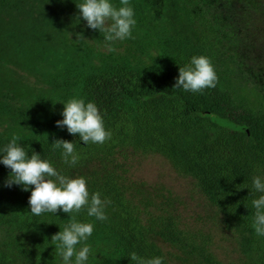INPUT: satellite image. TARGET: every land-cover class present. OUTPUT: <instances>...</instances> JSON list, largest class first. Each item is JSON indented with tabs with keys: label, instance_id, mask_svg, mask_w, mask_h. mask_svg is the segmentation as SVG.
Masks as SVG:
<instances>
[{
	"label": "trees",
	"instance_id": "1",
	"mask_svg": "<svg viewBox=\"0 0 264 264\" xmlns=\"http://www.w3.org/2000/svg\"><path fill=\"white\" fill-rule=\"evenodd\" d=\"M110 2L122 6L120 0ZM191 2L194 19L210 24L214 8L204 0ZM81 3L84 0H0V69L6 75L12 67L39 75L32 83L27 80L25 89L48 104L46 115L31 114L30 136L18 140V145L29 157L35 151L51 165L57 164L68 178L78 168L98 163L102 171L80 177L86 179L90 197L99 192L102 200L110 202L104 209L108 219L90 217L86 208L79 213L61 209L34 216L30 196L5 195L11 170L0 163V264H30L33 249L49 257L51 264H63L56 248L59 242L52 236L73 216L77 222L94 225L86 241L91 248L86 264H100L90 262L95 260L94 250L107 245L119 248L118 264H135L132 252L145 259L163 257V264H218L172 214H153L129 198L116 175L117 154L133 149L166 157L178 174L194 180L224 222L249 241L256 211L252 201L264 194L252 191L253 177L264 181V111L236 102L210 50L188 52L183 60L175 56V62L166 64V50L157 51L160 43L150 0H129L136 20L132 37L114 42L87 26L77 7ZM138 52L141 56L157 52L154 64L135 60ZM194 56L210 59L218 77L215 88L202 92L174 88L179 68L190 65ZM10 92L1 93L0 101ZM73 98L97 105L111 140L86 145L79 134L57 126L64 118L63 103ZM11 139L0 136V156ZM56 139L74 143L80 156L75 166L64 162L62 149L53 150ZM82 246L77 245V250Z\"/></svg>",
	"mask_w": 264,
	"mask_h": 264
},
{
	"label": "rangeland",
	"instance_id": "2",
	"mask_svg": "<svg viewBox=\"0 0 264 264\" xmlns=\"http://www.w3.org/2000/svg\"><path fill=\"white\" fill-rule=\"evenodd\" d=\"M204 1L214 8L210 24L194 19L190 13L191 0H150L154 32L160 43L157 51L166 50L163 54L167 64L175 62V56L183 60L188 52L201 54L210 50L211 59L218 65L236 102L264 111V0ZM204 38L208 41H201ZM156 54L141 56L138 52L134 59L151 66ZM35 75L40 78L17 67H12L7 75L0 69V94L11 90L0 101V136L28 139L31 114L46 113L48 104L25 89L26 81L34 82ZM43 104L47 106L44 109ZM116 164V175L122 178L129 198L139 208L153 214L164 211L172 214L183 229L210 250L216 263L264 264V235L255 232V221L249 229L250 240L242 239L205 200L194 180L178 174L166 157L127 149L117 154ZM52 166L60 172L57 164ZM100 171V165L93 162L73 171L69 178L89 177ZM17 192L31 196V189L24 191L22 185L15 184L6 187L4 193L11 197ZM5 237L2 234L1 238ZM21 240L28 242L29 238L22 236ZM120 254L117 246L107 245L95 249V260L90 262L118 264ZM32 256L30 264H51L50 258L38 249H33Z\"/></svg>",
	"mask_w": 264,
	"mask_h": 264
},
{
	"label": "clouds",
	"instance_id": "3",
	"mask_svg": "<svg viewBox=\"0 0 264 264\" xmlns=\"http://www.w3.org/2000/svg\"><path fill=\"white\" fill-rule=\"evenodd\" d=\"M122 6L117 8L110 0H84L77 5L80 16L87 21V26L105 33L107 42L125 40L132 37V29L136 24L134 10L129 0H120ZM218 82L214 66L205 56H194L190 65L179 68V76L174 88L185 91L202 92L206 88H215ZM64 104L62 120L56 122L60 128L67 127L70 134H79L80 140L86 145L104 144L111 140L112 133L104 127L103 116L93 102L85 103L83 99H70ZM19 136L13 135L11 142L3 149L0 163L11 170L5 187L22 185L24 191L31 189L29 205L34 216L42 214H56L62 209L64 213H79L87 209V215L97 220L105 221V207L109 201L102 200L99 192L90 197L86 179L83 177L68 178L54 168L49 161L42 159L35 151L29 157L24 147L18 145ZM53 150L62 149V157L66 164L75 166L80 159L74 143L63 139H56ZM34 186V188H33ZM252 191L264 193V181L259 176L253 177ZM251 191V194H252ZM250 194V195H251ZM255 208V232L264 235V194L253 199ZM92 223L72 222L59 233L52 236L58 254L63 264H86L91 248L86 241L93 234ZM83 246L77 250V245ZM73 257L75 258L73 261ZM135 264H163V257L145 259L135 252L130 254Z\"/></svg>",
	"mask_w": 264,
	"mask_h": 264
}]
</instances>
